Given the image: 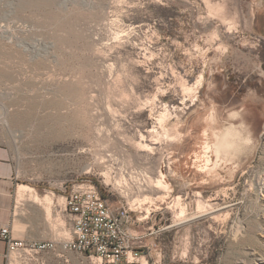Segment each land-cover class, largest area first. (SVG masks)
<instances>
[{
    "label": "rangeland",
    "instance_id": "rangeland-1",
    "mask_svg": "<svg viewBox=\"0 0 264 264\" xmlns=\"http://www.w3.org/2000/svg\"><path fill=\"white\" fill-rule=\"evenodd\" d=\"M0 143L47 238L91 183L149 264H264V0H0Z\"/></svg>",
    "mask_w": 264,
    "mask_h": 264
},
{
    "label": "built area",
    "instance_id": "built-area-1",
    "mask_svg": "<svg viewBox=\"0 0 264 264\" xmlns=\"http://www.w3.org/2000/svg\"><path fill=\"white\" fill-rule=\"evenodd\" d=\"M63 208L70 224L69 236L63 248L80 256L87 264H149L144 254L143 236L134 234L129 226L141 221L134 219V211L115 210L91 183L74 186L65 191ZM137 213V212H136ZM0 239L7 245L5 264H46V256L53 251V243L28 241L14 235L11 227H4Z\"/></svg>",
    "mask_w": 264,
    "mask_h": 264
},
{
    "label": "crops",
    "instance_id": "crops-1",
    "mask_svg": "<svg viewBox=\"0 0 264 264\" xmlns=\"http://www.w3.org/2000/svg\"><path fill=\"white\" fill-rule=\"evenodd\" d=\"M20 179L13 148L6 143H0V232L4 227L9 226L18 238L53 243L55 248L46 256V264H49L50 259L56 260L57 264H75L69 259L73 252H67L63 248L64 239L67 237L61 238V233L54 229L47 238L45 231L39 228L35 215L38 208L34 207V204L22 206L24 211L22 214L19 213V187L22 185ZM54 209L60 214L56 205ZM31 215L34 217L32 218ZM7 249V245L0 239V264L6 263ZM78 259L81 264H87L80 256Z\"/></svg>",
    "mask_w": 264,
    "mask_h": 264
},
{
    "label": "bare ground",
    "instance_id": "bare-ground-1",
    "mask_svg": "<svg viewBox=\"0 0 264 264\" xmlns=\"http://www.w3.org/2000/svg\"><path fill=\"white\" fill-rule=\"evenodd\" d=\"M208 125V124H207ZM235 135L234 131L229 129L227 132L224 133V135L222 136V138L219 141V144L216 146L217 147V154L220 155L222 153V151L225 149H230L234 146V140H235ZM205 154H209L210 151L212 150V147L210 146L209 143H206L205 147ZM208 159V162H210V159L208 156H206ZM35 192V193H33ZM33 193V194H32ZM19 197L20 198H25V197H29L30 201L33 202L36 205H43L44 206V202L45 204L52 205L53 204V198L50 195L45 196L44 198H41L39 196L38 193H36V191L33 189V187L29 186V185H20L19 187ZM46 208V217L48 219H50L51 215H52V210L51 208L45 206ZM67 231V230H66ZM69 232H66L67 237L69 236ZM144 264H147V261H144Z\"/></svg>",
    "mask_w": 264,
    "mask_h": 264
},
{
    "label": "trees",
    "instance_id": "trees-1",
    "mask_svg": "<svg viewBox=\"0 0 264 264\" xmlns=\"http://www.w3.org/2000/svg\"><path fill=\"white\" fill-rule=\"evenodd\" d=\"M103 198H104V196H103ZM105 199V198H104ZM106 200V199H105ZM107 201V200H106Z\"/></svg>",
    "mask_w": 264,
    "mask_h": 264
}]
</instances>
